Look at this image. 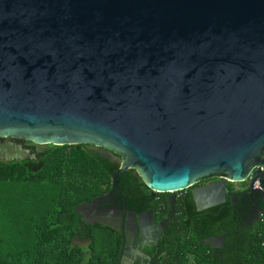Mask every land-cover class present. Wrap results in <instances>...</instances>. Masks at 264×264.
Listing matches in <instances>:
<instances>
[{
  "label": "water",
  "instance_id": "95a60500",
  "mask_svg": "<svg viewBox=\"0 0 264 264\" xmlns=\"http://www.w3.org/2000/svg\"><path fill=\"white\" fill-rule=\"evenodd\" d=\"M0 138L116 154L109 193L135 169L166 220L211 176L198 210L247 181L264 203V0H0Z\"/></svg>",
  "mask_w": 264,
  "mask_h": 264
},
{
  "label": "trees",
  "instance_id": "16d2710c",
  "mask_svg": "<svg viewBox=\"0 0 264 264\" xmlns=\"http://www.w3.org/2000/svg\"><path fill=\"white\" fill-rule=\"evenodd\" d=\"M32 151L38 158L33 167L29 160L0 163V264H121L119 234L84 223L76 212L113 189L119 166L87 145ZM116 182L129 209L167 218L169 193L148 189L135 169L117 174ZM191 189L175 193L172 216L145 249L146 258L132 264H264V214L248 225L243 218L252 204L230 198L198 210ZM258 208L260 214L264 204ZM215 237H223L222 247L212 246Z\"/></svg>",
  "mask_w": 264,
  "mask_h": 264
},
{
  "label": "flooded vegetation",
  "instance_id": "af4514ba",
  "mask_svg": "<svg viewBox=\"0 0 264 264\" xmlns=\"http://www.w3.org/2000/svg\"><path fill=\"white\" fill-rule=\"evenodd\" d=\"M24 141L21 143L15 138H0V144L9 142L14 145H19L28 151L32 158L27 160L33 161V163H29V166L33 167L34 164L38 163V158L36 153L32 151V147L36 149L37 144L31 142V145L25 143ZM87 147L96 153L99 151L103 152V149H98L90 145H87ZM111 155L114 160L105 158L111 163L118 165L121 162L120 160H123L116 154ZM100 156L103 158L102 155ZM219 179V176H211L196 183L192 188L194 189L206 186L218 182ZM245 183L246 184L243 188L240 186L236 188L234 186L233 190L230 189V184H227L226 190L229 191V195H227L226 199L230 198L233 204L240 203L243 206L249 203L252 204L251 209L246 212L243 218L247 221L248 225H251L257 219L256 217L258 216L259 202L263 203V200L259 192L248 189V181ZM262 183L264 184V180ZM234 194L237 198L233 197ZM209 198L219 200L218 195H210ZM205 202L206 198H203L202 200L199 199V206H203ZM84 203H89V205ZM84 203L76 208V212L80 215V218L84 223L92 227L99 225L102 227H109L119 234L121 238L119 252L121 264H132L140 259L146 258L144 254L145 249L149 248L153 244L159 231L166 225L164 221L167 223L166 219L158 220L157 217L150 211L135 212L134 210L129 209L126 205V201L120 197L119 188L118 190H114L113 192L111 191L104 196L101 195ZM243 209L244 208H242V210ZM132 212L135 216L131 214ZM239 214H242V211H240Z\"/></svg>",
  "mask_w": 264,
  "mask_h": 264
},
{
  "label": "rangeland",
  "instance_id": "374dc122",
  "mask_svg": "<svg viewBox=\"0 0 264 264\" xmlns=\"http://www.w3.org/2000/svg\"><path fill=\"white\" fill-rule=\"evenodd\" d=\"M43 147H44V146H39V145H37V146H36V149L38 150V149H41V148H43ZM232 185L235 186V187L237 188V187L240 186V183H233ZM174 195H175V193H174ZM263 214H264V211H262V213L258 214V216H257L256 218H257V219H260V218L263 216ZM217 244H218V243H217ZM83 247H84V248H87V247H86V244H84Z\"/></svg>",
  "mask_w": 264,
  "mask_h": 264
}]
</instances>
